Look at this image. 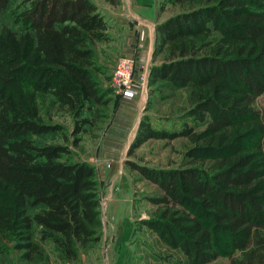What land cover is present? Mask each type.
<instances>
[{"label": "trees", "instance_id": "16d2710c", "mask_svg": "<svg viewBox=\"0 0 264 264\" xmlns=\"http://www.w3.org/2000/svg\"><path fill=\"white\" fill-rule=\"evenodd\" d=\"M107 30L93 0H0L1 253L12 243L32 262L52 242L63 258L76 260L102 240L95 166L72 160L69 144L46 141L64 127L43 119L38 95H51L74 117L77 146L109 103L91 71L93 46L110 39ZM156 30L154 61L164 58L151 66L149 84L191 88L189 116L206 126L198 136L208 146L186 155L220 161L212 168L128 162L161 190L150 199L161 211L137 224L188 264L222 255L231 264H264V119L257 107L264 95V0H214L171 15ZM193 131L156 129L144 117L129 152L152 138H193Z\"/></svg>", "mask_w": 264, "mask_h": 264}, {"label": "rangeland", "instance_id": "374dc122", "mask_svg": "<svg viewBox=\"0 0 264 264\" xmlns=\"http://www.w3.org/2000/svg\"><path fill=\"white\" fill-rule=\"evenodd\" d=\"M23 0H17L20 3ZM214 0H184V2H176L175 0H164L161 8L166 10L168 14H176L181 11L198 7L204 4L213 3ZM219 34L214 33L210 39L217 37ZM111 38L107 40L110 44ZM99 46L94 49V66L92 73L97 81L100 89L105 93L106 99H109L107 106H102L100 117L94 125L88 126L87 131L79 134L81 138L77 146L72 144L75 119L63 109L55 104L51 95H38V101L41 108L43 119L50 123H59L64 128L60 132L50 134L46 137V141L53 143L69 144L73 153L70 155L72 160L90 158L97 156L99 145L102 143V137L108 130L116 107L119 105L116 99V93L113 87V71L115 68L116 58L112 51ZM156 47V45H155ZM154 57V54H153ZM164 55L159 54L155 63H161ZM152 64V65H153ZM151 70V69H150ZM136 73V72H135ZM134 77L136 78L135 74ZM137 79V78H136ZM144 89V97L146 99L144 109L141 112L142 117H147L153 128L164 129L168 131H179L185 126L192 127L193 138L181 136L176 139H149L147 142L136 148L130 154L129 150L132 142L127 146L126 150H122L125 156L124 175L131 180L133 187L132 196H134V207H127V203L121 205L118 214L111 217V222L115 225L118 220L121 221V227H126L128 221L134 219V232L132 237L123 245L121 241L111 244L108 235V227L106 215L104 213V204L101 203L102 221H103V237L99 244L90 248L81 249L80 256L76 260H69L62 257L60 250L52 242L43 244L45 249V257L28 262L21 258V251L15 249L11 243L7 252H0V264H188L182 254L171 249L160 237L151 229L137 224V220L149 219L156 217L161 210L150 200L152 197L159 196L161 190L159 186L150 180L144 178L137 170L133 169L128 162L139 165H147L155 168H174L191 163L193 165L204 166L208 168L215 167L220 160L208 158L205 160H192L191 156H187L190 149H202L208 146L204 137L198 136L206 126L195 121L189 116V109L192 106L191 88H176L167 81H159L156 85L150 86L149 76L147 86H138ZM257 107L263 115L264 119V95L257 98ZM141 122V121H140ZM140 125V124H139ZM139 128V127H138ZM138 130L135 132L137 135ZM67 136L66 141L64 136ZM127 143V141H126ZM108 168L112 164L108 160L103 162ZM100 182V181H99ZM105 187V186H104ZM114 186L111 188V190ZM115 189V188H114ZM104 188L100 189L103 193ZM124 207V208H122ZM106 210V209H105ZM158 210V211H157ZM109 215V211L107 213ZM109 221V220H108ZM105 225V226H104ZM105 227V229H104ZM107 227V229H106ZM105 230V231H104ZM207 264H231L227 255H222L214 261Z\"/></svg>", "mask_w": 264, "mask_h": 264}, {"label": "crops", "instance_id": "0c3cea01", "mask_svg": "<svg viewBox=\"0 0 264 264\" xmlns=\"http://www.w3.org/2000/svg\"><path fill=\"white\" fill-rule=\"evenodd\" d=\"M93 1L108 22L107 32L111 38L110 44L107 41L96 42L93 48L105 46L106 50L114 53L116 60L120 57L133 58L137 80L139 81L141 76L148 80L154 63L157 25L172 15L161 8L164 0H119L117 3H109L105 0ZM137 91L133 98L115 96L119 105L115 109L108 130L102 137L98 155L82 159L95 166L96 179L100 181L99 187L104 188L100 198L101 203L104 204L106 222L108 225L111 223L108 227L111 244L119 240L126 245L134 232L133 218L128 221L126 227H121V221L118 220L114 225L111 217L117 215L121 205L125 203L127 207H131V210L134 207L131 179L124 175L126 173L124 171L125 156L122 150H126L132 142L141 121V112L146 99L143 88H138ZM104 160L112 164L111 168L103 163ZM113 186L115 189L111 190ZM108 211L110 217L107 215Z\"/></svg>", "mask_w": 264, "mask_h": 264}, {"label": "built area", "instance_id": "2783aa9c", "mask_svg": "<svg viewBox=\"0 0 264 264\" xmlns=\"http://www.w3.org/2000/svg\"><path fill=\"white\" fill-rule=\"evenodd\" d=\"M136 65L133 58L120 57L115 63L113 71V87L124 98H133L137 94L138 86H147V78L141 76L139 81L134 77Z\"/></svg>", "mask_w": 264, "mask_h": 264}]
</instances>
